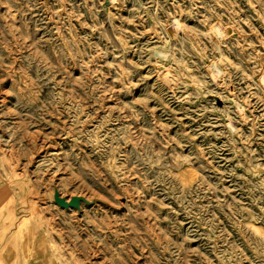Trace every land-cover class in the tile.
<instances>
[{
    "label": "rangeland",
    "instance_id": "1",
    "mask_svg": "<svg viewBox=\"0 0 264 264\" xmlns=\"http://www.w3.org/2000/svg\"><path fill=\"white\" fill-rule=\"evenodd\" d=\"M0 255L264 264V0H0Z\"/></svg>",
    "mask_w": 264,
    "mask_h": 264
},
{
    "label": "crops",
    "instance_id": "2",
    "mask_svg": "<svg viewBox=\"0 0 264 264\" xmlns=\"http://www.w3.org/2000/svg\"><path fill=\"white\" fill-rule=\"evenodd\" d=\"M0 264H2V259H1V255H0Z\"/></svg>",
    "mask_w": 264,
    "mask_h": 264
},
{
    "label": "bare ground",
    "instance_id": "3",
    "mask_svg": "<svg viewBox=\"0 0 264 264\" xmlns=\"http://www.w3.org/2000/svg\"><path fill=\"white\" fill-rule=\"evenodd\" d=\"M26 220V219H25ZM27 221V220H26Z\"/></svg>",
    "mask_w": 264,
    "mask_h": 264
}]
</instances>
